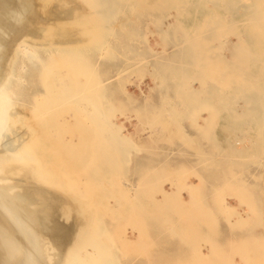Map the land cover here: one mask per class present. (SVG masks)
I'll return each instance as SVG.
<instances>
[{
  "label": "bare ground",
  "instance_id": "1",
  "mask_svg": "<svg viewBox=\"0 0 264 264\" xmlns=\"http://www.w3.org/2000/svg\"><path fill=\"white\" fill-rule=\"evenodd\" d=\"M150 1V11H156ZM170 1L166 9L175 8L174 13L161 19L159 25L164 20L174 22L173 35L179 38L180 48L172 53L179 58L173 69H156L143 54L132 53L134 57L124 59L125 64L116 71L117 86L112 87L117 90L99 96L79 93L81 81L78 86L77 80L82 77H76L78 72L57 64L54 67V63L41 72L45 63L35 69L39 63H34L33 76L28 80L33 77L34 81L43 73V81L39 79L42 93L37 95L35 90L33 97L29 92L34 99L29 100L30 108L24 112L16 106L30 57L39 49L49 55L62 50L71 55L77 52L81 57L80 46L83 53L88 52L86 44L107 32V27H99L107 11L93 7L90 0H0V264H142L134 263L128 257L130 252L146 258L145 263L153 257L157 261L154 264H239L234 256L242 264H264V200L259 198L264 192L242 187L240 180L225 175L232 171L233 157L260 156L264 147V103L257 97L264 86V0ZM111 3L119 12V5L128 1ZM129 9L135 13L136 2H131ZM118 27L123 30L122 24ZM151 34L159 38V48L166 46L165 40H173L161 31ZM149 39L147 36L145 42L153 52ZM98 49L102 56L105 49ZM163 51L166 49L158 53ZM76 65L80 66L78 62ZM187 69L194 83L207 84L205 94L210 86V92L224 95L216 108L210 107L208 115L213 117L211 145L227 163L215 161L207 150L210 145L205 148L186 138L182 111L209 109V103L218 99L213 95L201 102L194 97L199 85L193 87V82L187 81ZM131 77L144 84L151 80L152 86L147 87L150 91L159 88V103L145 98L134 107L138 99L128 91L134 86ZM172 79L175 81L170 87L168 81ZM134 87L144 95L139 85ZM117 92L125 97L127 108H134L120 110ZM256 114L261 122L255 119ZM133 122V132H129L128 125ZM223 122L218 135L217 128ZM243 122L251 128L243 129ZM232 128L238 130L236 136H232ZM140 133H145L146 139H141ZM175 140L194 150L195 163L204 171L197 169L194 174L186 164H174L164 149ZM164 141L167 146L160 144ZM154 148L157 153H153ZM133 175L137 177L135 183L128 178ZM109 178L116 181L113 186L118 191L109 197L113 204L104 194L101 202L115 215L117 226L109 218L110 223L100 219L98 204L89 194L91 189L106 186ZM230 200L237 205H229ZM219 218L227 225L218 224ZM127 230L136 235L134 240ZM167 244L171 245L169 252L152 254L153 248Z\"/></svg>",
  "mask_w": 264,
  "mask_h": 264
},
{
  "label": "rangeland",
  "instance_id": "2",
  "mask_svg": "<svg viewBox=\"0 0 264 264\" xmlns=\"http://www.w3.org/2000/svg\"><path fill=\"white\" fill-rule=\"evenodd\" d=\"M92 3V5H93V7H97V6H99L100 8H102V9H104V10H106L107 12H106V18L103 20V22H101V24L99 25V27L100 26H105V27H107V32H105L104 33V35L100 38H97L96 40H94L93 42H92V44L91 43H88V44H86V48L88 49V52H86V53H83V51L85 52V50L84 49H82L81 48V46L79 47V51L81 52V54H82V56L80 57L79 56V54L76 52V55H78L79 57H78V59H77V56L75 55V53H73L72 55L71 54H68V51L67 52H63V50L61 51V52H54L53 54H51V55H49L48 53H45V52H43V50L42 49H39L38 50V53H37V55L36 56H31L30 57V61L29 62H27V73H26V75H25V80H26V82H25V84H23V86H22V88H23V91H22V96L20 97V100H19V102H18V104H17V106H16V110H21L22 108V110H25L24 112H26V110L28 109V108H30V104H31V102L30 101H33L32 99H34L33 97H35L36 95H34V94H36L37 93V95H38V92H39V94H41L42 93V90H41V88H42V82H41V80H39V79H41L42 78V81H43V73H40V74H42V76L41 77H39L40 76V74L38 75V79H37V77L34 79V81L32 80L33 79V77H30V80H28L29 79V75L31 76H33V73H31V71L33 72V68L35 69V68H37L38 66H42L41 64L43 63L44 65H45V67H44V65H43V67H41V69L40 70H42L41 72H43V71H45L48 67H51V65H52V63H54L52 66H54L55 67V65H56V67L58 66H60V67H63V68H66V69H69L70 68V70L72 71L73 70V72H75L74 74H76L77 72V74H76V77L77 78H79V77H82V78H80L81 80H77V83H78V86H80L79 84L81 83V86L78 88L79 90V93L80 94H84V95H92V93H93V95H99V96H101L102 95V93L104 94L106 91H115V90H117L116 88H115V86H117V76H116V74H117V72L116 71H118V70H120L121 69V67L125 64V60L127 59V58H130V59H127V60H131L132 59V55H133V57H134V55L135 56H142V54L147 58V60L149 61V63L150 62H152L151 63V65H154V67L156 68H158V66H161L160 68L162 69V71L163 70H166V69H168V67L167 66H169V68H174V64L175 63H178V59L179 58H177V57H175V55H173L172 53H173V51H175L176 49H179L180 48V44H179V38L178 39H176L175 37H174V35H173V32L175 31L174 30V28L171 26V24H173L174 22L172 21V20H170V21H166L165 22V20L162 22V25L160 26L159 25V22L160 21H162L166 16H168V15H172V13H174V9L175 8H171L169 11H168V9H166L167 8V5L168 4H170L171 3V1L170 0H153V3H152V6L154 7V8H156V11L154 10V11H150V5H149V2H151L150 0H145V1H143V0H127L128 1V4H126L125 6L123 5V4H120L119 5V8H120V11L119 12H116V10H115V7H112V1L113 0H101L102 1V3H101V1L100 0H90ZM94 1V2H93ZM110 1V2H109ZM178 1V3H182V2H184L185 0H177ZM98 2H99V4H101V5H99L98 4ZM131 2H136V5H137V8L138 9H136V12L135 13H129V11H130V5H131ZM94 3H95V5H94ZM130 4V5H129ZM109 5V6H108ZM122 5V6H121ZM174 5V4H173ZM103 6V7H102ZM106 7V8H105ZM122 7V8H121ZM127 7V8H126ZM171 7H173V6H171ZM108 8H113L114 10H112V9H108ZM108 9V10H107ZM127 11H126V10ZM142 9H145V12L142 10ZM113 12H112V11ZM109 11H111V12H109ZM125 11V12H124ZM127 12V13H126ZM151 13V15H150V13ZM108 13V14H107ZM152 13H154L153 15H152ZM114 14H116V16L114 15ZM109 15V16H108ZM120 15V16H119ZM125 15V16H124ZM148 15V16H147ZM110 17V18H109ZM116 18V19H115ZM118 18V19H117ZM147 18H148V20H147ZM149 18H151V19H149ZM110 19H112V20H110ZM123 19H124V21H123ZM162 19V20H161ZM115 23H114V22ZM123 21V22H122ZM143 21V22H142ZM152 21V22H151ZM153 21H154V23H153ZM107 22V23H106ZM122 22V23H121ZM150 22V23H149ZM61 24H62V22H60ZM105 23V24H104ZM133 23V24H132ZM119 24H122L123 25V30L121 29H119ZM125 24V25H124ZM129 24H130V27H128L129 26ZM118 25V26H117ZM133 25H135L134 27H133ZM137 25H138V27H137ZM140 26H143V27H140ZM145 26H147V27H149V28H147V27H145ZM152 27V28H151ZM131 28V30H129ZM132 28H133V30H132ZM151 29V30H150ZM110 30H112V32L110 31ZM146 30V31H145ZM110 31V32H109ZM136 32V33H134V32ZM145 31V32H144ZM151 31V32H150ZM162 32V35L164 34L165 36L167 35V34H169V36H170V38L172 37V39L173 40H165V42H168L167 44H166V46L164 45V46H162L161 48H159V46H157V44H160L161 42H160V40H159V38L156 36V35H152L151 33L152 32H154V33H156V32ZM132 32V33H131ZM118 33L120 34V35H118ZM127 33V34H126ZM133 33H134V35H133ZM128 34L130 35V36H128ZM106 35V36H105ZM116 38H115V37ZM126 36H127V38H126ZM132 36V37H131ZM147 36H148V38H150L149 39V43H150V47L152 48V50H154L153 52L152 51H149L148 50V46H147V44H146V42H145V38H147ZM105 37V38H104ZM117 37H120V38H117ZM135 37V38H134ZM129 38H130V40H129ZM132 38H134V39H132ZM108 39V40H107ZM120 39V40H119ZM128 39V40H127ZM231 41L233 40V41H235V37H230L229 38ZM132 40L134 41V42H132ZM141 40V41H140ZM125 41H127V42H125ZM164 41V40H163ZM113 42V44H111ZM139 42V43H138ZM141 42V43H140ZM144 43V46H143V43ZM95 43H97V44H95ZM109 43V44H108ZM117 43V47H118V49H116L117 47L115 46V44ZM126 43H128L129 45H126ZM138 43V44H137ZM95 44V45H94ZM119 44V45H118ZM123 44H125V46L127 47V48H129V49H127V48H125L124 46H123ZM133 44V45H132ZM99 45V46H98ZM113 45V46H112ZM121 45V46H120ZM139 45V46H138ZM175 45H176V47H175ZM92 46V47H91ZM102 46V48H104L105 50H104V52H103V55L101 56L100 54H101V52H99V49H98V47L100 48ZM129 46V47H128ZM138 46V47H137ZM113 47V48H112ZM125 49H124V48ZM112 48V49H111ZM123 48V49H122ZM131 48L133 49V48H137V50H131ZM141 48H143L142 50H144L145 51V54H144V52H142L141 51ZM145 48V49H144ZM228 48L230 49V51H233V50H231L232 49V47L231 46H228ZM94 49H95V51H94ZM111 49V50H110ZM164 49H166V51H163V52H161L160 54L158 53V51H162V50H164ZM81 50H83V51H81ZM116 50V51H115ZM124 50H128V52H126V51H124ZM140 50V51H139ZM97 51V52H96ZM108 51V52H107ZM110 51V52H109ZM119 51V52H118ZM132 51V52H131ZM43 53V54H41V53ZM94 52V53H93ZM99 52V53H98ZM120 52H121V54H120ZM139 52H141L139 55H137ZM64 53V54H63ZM87 53L88 54H91L92 56L90 57V56H88V57H85L86 55H87ZM99 54V56H98V54ZM112 53H114V54H112ZM123 53H124V55H123ZM126 53V54H125ZM132 53H135V54H132ZM57 54H59V55H57ZM85 54V55H84ZM111 56H113V57H109L110 55ZM47 56V58H46V56ZM63 57H66V58H63ZM67 55V56H66ZM75 55V56H74ZM94 55V56H93ZM97 55V56H96ZM149 55H151V57L149 56ZM160 55H161V58H160ZM225 55H227V53H225ZM45 56V57H44ZM51 58H50V57ZM55 56H57V57H55ZM69 56H71V57H69ZM73 56V57H72ZM96 56V57H95ZM107 56L109 57L108 59H107ZM115 56H117V58L115 57ZM119 56V57H118ZM131 56V57H130ZM149 56V57H148ZM155 56V57H154ZM158 56H159V58H158ZM54 57V58H53ZM76 57V58H75ZM83 57H84V59H83ZM92 57H94L95 58V60H94V58L92 59ZM122 57V58H121ZM60 58H63L62 60L60 59ZM70 58V59H69ZM85 58H86V60H87V62H86V60H85ZM88 58V59H87ZM91 58V59H90ZM115 60H114V59ZM177 58V59H176ZM60 59V60H59ZM65 59V62L66 63H64V60ZM68 60V63H67V60ZM74 60V61H72L73 63H75V65L77 64V62H78V64H80V66H81V64L83 65L82 66V68L79 66V65H74L73 63H71V60ZM81 59H83V61L81 60ZM120 59V60H119ZM125 59V60H124ZM169 59V60H168ZM56 61V63L54 62V61ZM77 60H79V61H77ZM88 60H90L89 62H88ZM93 60V61H92ZM100 60V61H99ZM114 60V61H113ZM118 62H117V61ZM38 61V62H37ZM92 61V62H91ZM121 61V63L119 64V62ZM124 61V62H123ZM81 62H84V64L83 63H81ZM94 62V64H92ZM96 62V63H95ZM100 62H102V63H100ZM118 63V65H115V64H117ZM123 62V63H122ZM34 63H39L38 65H36V66H34ZM47 63H48V65H47ZM61 63V64H60ZM69 63H71L69 66H68V64ZM103 64H105V65H103ZM34 66L33 68L31 67V66ZM86 65V66H85ZM92 65V66H91ZM93 65H94V67H93ZM121 65V66H120ZM68 66V67H67ZM73 66H75V67H73ZM85 66V67H84ZM91 66V67H90ZM102 66V67H101ZM47 67V68H46ZM79 67V68H78ZM90 67V68H89ZM111 67H113L114 69H112ZM116 67V68H115ZM85 68V69H84ZM90 69V70H87V69ZM91 68H92V70H91ZM156 68V69H157ZM43 69H45V70H43ZM81 69V71H79ZM83 69H84V71H83ZM112 69V70H111ZM118 69V70H117ZM85 70H87V71H85ZM105 70H106V72H105ZM109 70V71H108ZM108 71V72H107ZM111 71H113V72H111ZM80 72H82L81 74H80ZM96 72V73H95ZM116 72V73H115ZM166 72V71H165ZM91 73V74H90ZM115 73V74H114ZM185 75H186V79H187V81L191 84L192 82V86L193 87H197L198 85H199V91L195 94V95H193L194 97H199L200 98V100L199 101H201L202 102V100H207V99H211V96H216V97H218V99H217V103H209V109H205V110H197L196 112H191L190 111V109L188 110V109H186L185 110V112H183L182 111V120H183V125H184V128H185V131H186V138H188L189 140H191L192 142H199V143H201V144H203L204 145V147L206 148V146L207 145H210L211 147H208L207 148V150H208V152H211V154H214V156H215V161H220L221 163H227V161L225 160V161H222V160H224V159H222V157L221 156H219L218 154H216V153H218V152H216L218 149H217V147H213L212 145H211V142H212V140H211V136L213 135V131L211 130V128H212V126L213 125H211V117H212V115H208V113L210 112V111H212V110H210V107H217V105H218V102L219 101H221L220 100V98L221 97H223L224 95L222 94V93H217L218 95H215V93H213V92H210L209 90H211L212 88H210V86H208L207 87V89H209V90H207V93L205 94L204 93V87L205 86H207V84H201L200 82H195L194 83V81H193V77L191 76L192 74L190 73V70L189 69H187V70H185ZM90 76H89V75ZM95 74L96 75H98V77L96 78V76H95ZM114 74V75H113ZM88 75V76H87ZM94 75V76H93ZM111 75V76H110ZM113 75V76H112ZM75 76V75H74ZM100 76L102 77V78H100ZM193 76H195V75H193ZM28 77V78H27ZM91 77L93 78L92 80H90L91 79ZM105 77V78H104ZM116 77V78H115ZM192 77V78H191ZM196 77V76H195ZM105 79V81H104V79ZM36 79L37 80H39V81H36ZM106 79H108V80H106ZM116 79V80H115ZM192 79V80H191ZM103 80V81H102ZM148 80V81H147ZM146 80V84H144V83H141L140 81H139V79L138 78H135V77H131V81H132V83H133V85L134 86H140V89H141V91H143L144 92V95L143 96H140L139 95V92L137 91V89L134 87V86H129L128 87V91H129V93H131L134 97H136L138 100H137V102L135 103V104H133V106L135 107L136 106V104H142V102L144 101V99L145 98H147L148 99V101H150L151 103H154L155 105H157L158 103H159V98H160V93H159V88L157 89V87L156 88H154L153 90H154V92H152V91H150L149 89H148V87L147 86H152V82H151V80L149 81V79H147ZM29 81V82H28ZM30 81L32 82V83H30ZM81 81V82H80ZM84 81V82H83ZM86 81V82H85ZM100 83H99V82ZM174 81H175V79H172V81L170 82V81H168V83H172L171 85H169L170 87H173V83H174ZM33 82H34V84L37 82V84H35L36 85V87H38L37 89H36V87L34 86V84H33ZM39 82V83H38ZM80 82V83H79ZM93 82H94V84H93ZM140 82V83H139ZM82 83H85V84H83L84 85V87L82 86ZM88 83H90V84H88ZM114 83V84H113ZM148 83V84H147ZM38 84H39V86H38ZM95 84H97V85H95ZM141 84V85H140ZM179 84V83H178ZM25 85V86H24ZM28 85V86H27ZM33 85V86H32ZM88 85H89V87H88ZM108 85V86H107ZM112 85H115L114 87H112ZM87 86V87H86ZM97 86V87H96ZM100 86V87H99ZM110 86V87H109ZM146 86V87H145ZM25 87V88H24ZM29 89V91H28V89ZM30 87V88H29ZM35 87V89H33ZM41 87V88H40ZM166 87H168V86H166ZM32 88V89H31ZM98 88L100 89V90H98ZM103 89H104V91H103ZM107 89V90H106ZM113 89H115V90H113ZM149 91H148V90ZM262 95L260 96V95H257V97L259 98H262V103H264V86L262 87ZM25 90V91H24ZM37 92H36V91ZM84 90H86V92L84 91ZM98 90V91H97ZM28 91V92H27ZM31 91H32V93H31ZM33 91L34 92H36V93H34L33 94ZM93 91H95V93L93 92ZM103 91V92H102ZM33 95V97H32V95L30 94V93ZM85 92V93H84ZM88 92V93H87ZM148 92V93H147ZM28 93V94H27ZM90 93V94H89ZM101 95H100V94ZM116 93V92H115ZM118 94H119V92H117V96H118ZM149 94H150V96H149ZM173 94V93H172ZM168 95V94H166V95H168V96H175V94L174 95ZM121 95V96H120ZM29 96H30V99H28L29 98ZM147 96V97H146ZM157 96V97H156ZM25 97V98H24ZM119 97H120V99L121 100H119V102L122 104L121 106L119 105V107H121V109L118 107V109H120V110H129L131 107L132 108H134L133 106H130V108H127V107H129V104L126 102V100H124L125 99V97L123 96V94L122 93H120L119 94V96H118V99H119ZM144 97V98H143ZM152 97V99H150ZM155 97H156V99H155ZM21 98H23L22 100H24V101H22L21 100ZM32 98V99H31ZM122 98H124V99H122ZM154 98V99H153ZM259 98V99H260ZM28 99V100H27ZM158 99V100H157ZM26 100V101H25ZM30 100V101H29ZM122 100H123V103H122ZM152 100L153 101H155V102H152ZM22 101V102H21ZM138 101H140V102H138ZM26 102V103H25ZM103 102H105V100H103V99H101V104L103 103ZM178 102H180V100H178ZM205 102V101H204ZM19 103H21V104H19ZM24 103V104H23ZM185 103V106H187L188 105V102H184ZM127 104V105H126ZM190 104V103H189ZM24 105H26V106H24ZM105 103H103L102 104V106L103 107H105ZM214 105V106H213ZM264 105V104H263ZM29 106V107H28ZM126 106V107H125ZM189 106V105H188ZM20 107H22V108H20ZM100 109H101V107L100 108H98V110L100 111ZM209 110V111H208ZM198 112V113H197ZM263 112H264V109H263ZM213 118V117H212ZM255 119L256 120H258V121H260L261 122V120H262V118L260 117V115H258V114H256L255 115ZM263 119H264V117H263ZM134 123L135 122H133L132 123V125H128V131L129 132H133V128H131V127H133V125H134ZM249 124H247V123H245V122H243L242 124H241V127L243 128V129H250L251 127L250 126H248ZM224 126V122L223 123H220V126L217 128V134L219 135L220 134V130L222 129V127ZM233 127V126H232ZM237 127V126H236ZM130 129V130H129ZM233 130H235L234 128H232V136H236L237 135V133H238V130H235V131H237V132H235V131H233ZM158 130L156 129V132H157ZM236 133V134H235ZM142 134V135H141ZM140 137H142L141 139H146V134L145 133H140ZM223 137V136H222ZM222 137H220L221 139H222ZM224 139V138H223ZM166 141H164L163 143H160V144H163V145H165V146H167L168 145V143H165ZM246 143V141H244V144ZM176 144H178V148H176ZM222 145V144H221ZM234 145L237 147V148H241L240 147V144H238V143H236V142H234ZM263 145H264V142H263ZM173 146H175V147H173ZM216 148V149H215ZM155 150H152L153 151V153H157L158 151L156 150V148H154ZM167 150V151H166ZM176 151V152H175ZM171 152H174V154L172 153L171 154ZM164 153H166L168 156H169V158L170 159H172V160H174L175 161V163L174 164H176V161H178V162H182V163H184V164H186L187 165V167L190 169V171L192 172V173H194V174H197L196 173V170L198 169V170H201V171H204V167L202 166V165H197L195 162H196V160H197V157L196 156H194V150L193 149H191V148H188V147H185V146H183V141H176L175 140V142H174V144L173 145H171V146H169V147H166L165 149H164ZM147 156V154H144V153H140V156ZM253 157V156H252ZM249 157V158H247V157H245V156H238V157H233L234 159V161H233V163H231L230 164V168H231V170L232 171H230V172H228L227 174H225V175H227V177H234V178H236V180H240L241 181V186L242 187H247V188H249V189H253V191L255 190V191H260V192H264V147L262 148V150H261V154H260V156H256V157ZM138 159V158H137ZM153 159H155V157L153 158ZM156 159H157V157H156ZM139 160V159H138ZM213 160L214 159H211V155H210V162H212L213 163ZM197 170V171H198ZM206 174H204V176H205ZM207 176H211L210 174H207ZM213 176V175H212ZM225 177V176H224ZM254 177L256 178V179H254ZM129 179H130V181H131V183H135V180L137 179V177L135 176V175H133V176H129L128 177ZM245 178V179H244ZM262 178V179H261ZM109 179H111V178H109ZM109 179H108V181L107 180H105L107 183H106V186H102V187H99V189L98 190H96V191H94L93 189H91V190H89V194H90V196H92V201L94 202V200L96 201V204L95 205H97L98 204V207L96 208V211L99 213V217H100V219H104L105 220V222H109V220H108V218L109 219H111L110 221H111V223H112V225L113 226H117V220L115 219V215L114 214H112V212H110L109 210H105L106 208H104L103 206H102V202H101V196H102V194H104L105 196H106V198L108 199V202L109 203H112L113 204V201H111L112 199H110L109 197H110V195H111V193L112 192H116V191H118L117 190V187H115V186H113L114 184H115V180L114 179H111V181L110 182H112V183H110L109 182ZM190 180V179H189ZM109 182V183H108ZM193 182H195V180H193ZM108 184V185H107ZM112 184V189L110 188V187H108V186H110ZM203 186H206V185H203ZM168 187V186H167ZM166 187V188H167ZM82 192V191H81ZM185 197V199H187V197L186 196H184ZM205 198V197H204ZM259 198L261 199H263L264 200V197H263V193H262V195L261 196H259ZM106 199V200H107ZM110 199V200H109ZM260 202H261V200H260ZM101 203V204H100ZM230 203L232 204V205H234V206H236L237 204H235L236 202H235V200H233V201H230ZM262 204H263V202H262ZM99 205H101L100 207H99ZM241 209H244V210H246V208H245V206H242L241 207ZM111 213V214H110ZM114 215V216H113ZM111 216L113 217V218H111ZM103 217V218H102ZM112 219L115 221H112ZM114 222V223H113ZM110 223V222H109ZM218 224H220L221 226H223L222 224H224L225 226L227 225L226 224V222H224V220H222L221 218H219L218 219ZM130 228V226H127V228ZM128 228V229H129ZM127 233L129 234V236H130V239L131 240H134L135 239V237H136V235L134 234V233H130V230H127ZM169 248H171V245H159V246H157V247H155V248H153L152 249V254H155V253H157V252H160V253H164L166 250L169 252ZM204 250V249H203ZM166 253V252H165ZM123 254H126V253H123ZM154 256V255H153ZM128 257L131 259V260H133V262L135 263H137V262H141L142 264H154V262H157L153 257H152V259L150 260V262L149 263H145V261H144V259H146V258H144V257H142L141 255H137V254H133V253H128ZM237 258V259H236ZM233 259H234V261L235 262H237V263H239V264H242L241 263V261H240V259H239V257L238 256H234L233 257ZM238 260V261H237ZM261 263V262H260ZM138 264H140V263H138ZM262 264V263H261Z\"/></svg>",
  "mask_w": 264,
  "mask_h": 264
},
{
  "label": "crops",
  "instance_id": "3",
  "mask_svg": "<svg viewBox=\"0 0 264 264\" xmlns=\"http://www.w3.org/2000/svg\"><path fill=\"white\" fill-rule=\"evenodd\" d=\"M207 190V189H206ZM204 191V190H203ZM231 201V200H230ZM230 201H228V204L230 205L231 203H230ZM256 231H257V233L259 232V229L258 228H256Z\"/></svg>",
  "mask_w": 264,
  "mask_h": 264
}]
</instances>
